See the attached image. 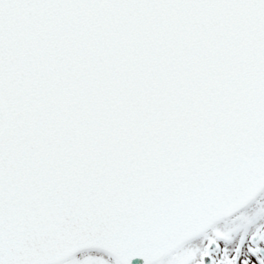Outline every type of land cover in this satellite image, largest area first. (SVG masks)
Instances as JSON below:
<instances>
[{"label": "snow or ice", "instance_id": "snow-or-ice-1", "mask_svg": "<svg viewBox=\"0 0 264 264\" xmlns=\"http://www.w3.org/2000/svg\"><path fill=\"white\" fill-rule=\"evenodd\" d=\"M0 264H264V0H0Z\"/></svg>", "mask_w": 264, "mask_h": 264}]
</instances>
